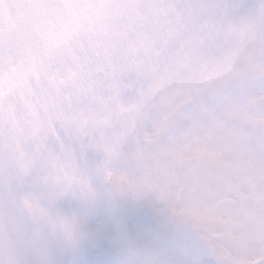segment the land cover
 <instances>
[{"label": "snow or ice", "instance_id": "1", "mask_svg": "<svg viewBox=\"0 0 264 264\" xmlns=\"http://www.w3.org/2000/svg\"><path fill=\"white\" fill-rule=\"evenodd\" d=\"M0 264H264V0H0Z\"/></svg>", "mask_w": 264, "mask_h": 264}]
</instances>
